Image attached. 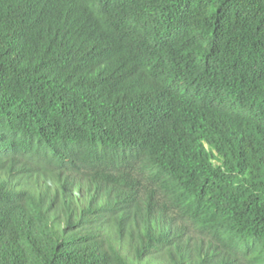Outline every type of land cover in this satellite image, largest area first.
Listing matches in <instances>:
<instances>
[{
    "label": "trees",
    "instance_id": "obj_1",
    "mask_svg": "<svg viewBox=\"0 0 264 264\" xmlns=\"http://www.w3.org/2000/svg\"><path fill=\"white\" fill-rule=\"evenodd\" d=\"M0 264H264V0H0Z\"/></svg>",
    "mask_w": 264,
    "mask_h": 264
}]
</instances>
